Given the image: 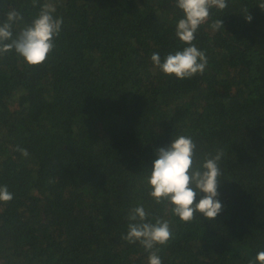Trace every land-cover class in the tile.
I'll use <instances>...</instances> for the list:
<instances>
[{"label": "trees", "instance_id": "1", "mask_svg": "<svg viewBox=\"0 0 264 264\" xmlns=\"http://www.w3.org/2000/svg\"><path fill=\"white\" fill-rule=\"evenodd\" d=\"M44 2L0 0V22L20 12L16 35ZM53 2L63 23L47 59L28 66L14 51L0 55V186L13 195L0 202V264H148L139 243L122 239L140 205L149 222L170 224L162 264L255 262L264 251L261 0L210 9L193 41L207 65L187 79L151 61L186 47L175 0ZM180 135L192 137L196 163L223 152L222 210L211 221L182 222L149 196L156 150Z\"/></svg>", "mask_w": 264, "mask_h": 264}, {"label": "clouds", "instance_id": "2", "mask_svg": "<svg viewBox=\"0 0 264 264\" xmlns=\"http://www.w3.org/2000/svg\"><path fill=\"white\" fill-rule=\"evenodd\" d=\"M32 2L33 6L37 4V0ZM175 3L183 14V18L176 24L175 35L186 47L182 51L168 54L163 62L159 54L154 53L151 61L163 74L187 79L202 74L207 65L205 53L193 43L195 33L208 20L210 9L223 10L227 3L226 0H175ZM258 7L264 9V0H261ZM247 10L244 19L251 22L252 17L247 14ZM55 12L53 0H45L36 18L14 35L13 25L23 21V16L16 9L8 11L6 19L0 22V55L14 51L28 66L42 64L54 49V38L59 35L63 23L61 17L55 16ZM211 27L213 30L222 28V21L215 20ZM195 149L196 144L191 136L172 137L167 147L156 150V159L147 178L151 189L149 196L157 204L167 201L171 213L182 222H191L196 213L211 221L222 210L217 189L221 184L218 162L223 152L218 151L211 158L205 157L203 163H196ZM15 150L22 156H28L26 149L17 147ZM201 193L202 198L194 202ZM12 199L13 195L7 186H0V202L6 203ZM148 216L143 205L131 209L128 231L122 239L129 244L139 243L148 253V264H162L157 246H163L170 240V224L159 218L154 223L149 222ZM249 264H264V251L258 252L255 262L250 261Z\"/></svg>", "mask_w": 264, "mask_h": 264}]
</instances>
